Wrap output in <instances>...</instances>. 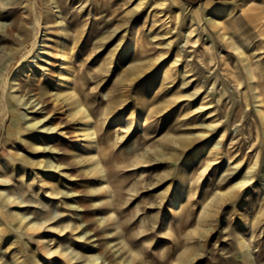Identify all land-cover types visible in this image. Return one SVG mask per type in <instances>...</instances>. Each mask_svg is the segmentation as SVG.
Masks as SVG:
<instances>
[{"label": "rangeland", "instance_id": "374dc122", "mask_svg": "<svg viewBox=\"0 0 264 264\" xmlns=\"http://www.w3.org/2000/svg\"><path fill=\"white\" fill-rule=\"evenodd\" d=\"M49 1L58 27L65 28L63 37L69 35L77 44L66 61L79 57L75 78L83 84L87 95L83 100L90 102L102 127L100 144L109 166L105 182L92 171V162L75 158L79 152L72 144L65 155L74 165H67L55 157L57 141L44 138L41 150L22 141L34 132L61 135L58 143L68 140L60 117L72 119L67 108L54 111L50 104L55 99L47 106L48 96L43 94L48 90L53 97L60 86L58 79L45 77L49 66L44 35H59L57 30L47 31ZM205 1L0 3V158L5 161L0 163L4 179L0 188L6 195L24 199L22 211L28 221L44 222L42 214L51 208L54 219L45 227L62 230L49 238L51 247L75 250L83 256L79 264L91 258H97L95 264H264V122L255 91L248 87L253 82L242 55L231 45L237 44L248 56L264 107V0ZM14 10L21 13L28 29L40 22L37 42L30 40L29 31L9 32ZM19 73V84L11 89L9 84ZM31 87L37 88L36 97ZM14 97L22 100L20 104ZM204 97L210 105H201ZM21 113L27 119L20 133L12 123H18ZM129 119L134 121L131 132L118 133L116 122ZM36 122L40 123L32 129ZM70 126L77 128L76 147L82 149L86 140L81 120L73 119ZM47 128L55 130L46 132ZM223 129L225 141L232 143L226 146L231 160L222 153L204 172L203 161L209 154H203L207 143L202 136H214L216 146ZM256 154L252 183L234 199L228 189L247 176ZM20 170L24 175H19ZM51 175L61 185L60 203L58 197L48 199L47 192L41 194L35 186L24 193L31 178L46 191L41 178ZM173 202H182L177 210L182 218L174 215ZM11 205L3 208L4 213L16 211ZM0 223H5L1 215ZM38 232H31L35 235L30 239L13 230L12 249L0 243V264H15L11 250L16 249L29 264L30 251L38 253L36 239L42 231Z\"/></svg>", "mask_w": 264, "mask_h": 264}, {"label": "bare ground", "instance_id": "6f19581e", "mask_svg": "<svg viewBox=\"0 0 264 264\" xmlns=\"http://www.w3.org/2000/svg\"><path fill=\"white\" fill-rule=\"evenodd\" d=\"M206 1H210V0H206ZM1 2H3V0H0V3ZM52 3H53V1H52ZM52 3L51 2L49 3L47 15H46V17L48 19L46 21V23L49 24L47 31L48 30H51V31L57 30L59 35L57 38L54 37V35L51 33L44 35L45 39L43 41L44 42L43 52L46 51V52H44L45 56L47 58L45 62L49 66L48 68L45 69L46 70V76L45 77H46L47 81H51V79H53V78H55L56 80L58 79L60 86L57 87L59 92H57L55 94V96H53V97H50L52 95L49 93L48 90L44 91L43 94L48 96L46 99L47 106L49 105L50 100L52 98L55 99L56 102L53 101L50 104V106L53 108L54 111L56 109L60 110L63 108H67L66 110L69 112V116L72 119L71 120H69V119L64 120L63 116H60V117H61L62 121H64L63 123L66 125L65 135L67 136L68 140L62 139L58 143V139L60 137H62L61 135L60 136L58 135V136L47 137V135L41 136L38 133L34 132L31 135H28L25 138V140L22 139V141L24 142L25 145H27L28 147H31L34 150H41V146H42L44 138L50 140V142L57 141L56 147L58 148L59 153L56 154L55 157L59 160L64 159L63 161H65V163L67 165H69V164L74 165L71 161L70 155H65V153L71 152V146H69V145L72 144V148L74 149V151L79 152V154L76 155L77 157L75 156V158H81V160H86L87 162L88 161L92 162L91 163L92 164L91 165L92 171L95 174H98V176H100L101 180L103 179L105 182V180H108L109 166H107V162H108L107 153L104 151V149L102 150V147L100 144L101 140L103 139L102 127L99 124V122L95 120V118L93 116L94 112H92V109H91L92 107L90 104H88L90 102L87 103L89 105L88 106L85 103V101L83 100L84 95L87 97L86 94H83L84 88L81 87L83 84H81V82L76 80V78H75V73H76V68H77L76 62L79 59V57L76 55V57L74 59H72V60L70 59V60L66 61L67 59H69L68 56L71 53V51L75 50V47L73 46V45H75V44H73L75 42H73L74 40L72 41L73 38H71L69 35L63 37V32L65 31V28L64 27L63 28L58 27L57 19L55 17V14L52 11V7H51ZM162 4L163 3H161V5ZM25 25H27V24H26L24 18L22 17L21 13L14 10L13 11V17H12V23L9 26V32L12 33L15 29L23 31V32L29 31L30 36H31L30 40H32L33 43L37 42L38 37H39V33H40V22L35 21L33 23V28H31V29H28ZM170 32H171V30H168L166 32V34H169ZM189 35L190 34H188V36H187L188 38L190 37ZM48 36H50V37H48ZM195 42H197V41H195ZM45 43H48V46ZM231 45H232L234 50H236L237 52H239L240 55H242V61L244 62L243 66L245 67V71L247 70L248 79H249V81L253 82V83H250L253 86L251 87L250 85H248V87L250 89L253 88V91H255L256 103L260 104V108L257 111H259L258 113L262 116V120L264 122V107H263V102L261 100L262 94L259 93V91H257L258 87L256 86V82H254L256 79L254 68L252 67V65L250 63L248 56L244 54V52L241 50L240 46H238L235 43H233ZM134 46L135 45H133L132 47H134ZM45 47H48V49H45ZM211 49L209 47H205V50H211ZM176 55H177V57L180 56L179 53H177ZM40 59H41L40 62H44L43 56H40ZM64 61H66V62H64ZM57 67L62 68V70L61 71H59L58 69L55 70V68H57ZM34 74H35V76H38L37 73H34ZM244 74L246 75V73H244ZM165 75L166 74H164V77H165ZM19 77H20V73L15 75L12 78V80L9 84L11 89H15L16 86L19 84L18 83ZM248 79H247V82H248ZM239 81H240V83L243 82L242 77H239ZM197 87H201V86H199V84H197ZM31 90L33 92H35L34 97H36L37 96V88L31 87ZM14 98L17 99L19 104L22 101V100H20V98H17V97H14ZM54 99H52V100H54ZM205 99H206V97H204V100H202L201 105L202 106L210 105V102H205ZM113 103H114V100L111 101L110 105L113 106ZM39 104L40 103H38L37 105H39ZM36 106H34V107H36ZM26 117L27 116H25L23 113H21L20 117H18V120H17L18 123L17 124L15 122H14L15 124L12 123L13 128H15L20 133L25 131V128H23L22 121L26 120L27 119ZM77 117L82 122L83 128L80 131L82 132V135H83L84 139L86 140V141H84V142H86L85 145L83 147H80L82 149H79V147H76V146H78V144H76V143H79V139L76 138V131H77L76 129L77 128H73L72 126H70V123L72 122V120L77 118ZM39 123L40 122H36V123L32 124L31 125L33 127L32 129H34L36 127V125ZM133 124H134L133 119H129V120L125 121L124 123L116 122L115 126L119 127L117 129L119 131L118 133H120V131H121L122 133H125L127 135L128 133L131 132ZM263 125H264V123H263ZM54 130H55V128H47L46 132H49V131L53 132ZM219 136H220V141L216 143L217 144L216 146H214V143L217 141V139L214 136H211V137H208L205 135L202 136V138L205 139V143H207V144H205V147L203 148L204 149L203 154L205 152H207L209 154V156L205 157L204 161H203L204 162L203 164L205 166L204 172H206L209 169V167H211L213 162L218 160V158L220 157V155L222 153H225L227 155L228 161L231 160L232 153H231V151H229V148H227L226 146L227 145L231 146L232 143H228V141H225L226 136H227V130L226 129L221 130L219 132ZM118 138L121 139V138H123V136L118 137ZM218 145H221V146H218ZM213 147L215 148V151H214ZM223 147H224V150H223ZM213 152L216 155L214 157H211L210 155L213 154ZM258 155L256 157V162L254 161V163H249L248 168H247L248 170L246 172L247 176L244 177L242 180L237 181L233 186L229 187V189H228L229 195H232L234 199L240 195L239 193L241 192L242 188H246L248 185H250L249 183H252L250 181L253 179V174H254L253 172H254L255 166L257 165V162H258ZM200 157L201 156H199V155L196 156L197 159L198 158L200 159ZM22 160L24 162L29 163L28 160H26V159H22ZM75 160L77 161V159H75ZM242 161H240L237 164L238 165L237 169H239V167L242 165ZM2 162H5V161L0 158V163H2ZM31 164H33V163H31ZM20 166H21V164H20ZM7 168L10 169L9 165H7ZM52 168H53V170L56 169V167L53 165L51 166V169ZM54 173H56V172H54ZM19 175H24L23 170H20ZM24 178H23V180H24ZM35 179L36 178H31L30 184L28 181H26L27 189H25L26 191H24L25 194L28 192L30 193V191H29L30 186H35V188L41 194H43L44 192H47V195L45 197L48 199H51L53 196L58 197L60 194H62V192L60 190L61 185L59 184V180L57 178H55L54 175L42 176V178H41L42 184L41 185H44L46 187V191H43V189H41V187H39L37 184H35L36 183ZM38 180L40 181V179H38ZM3 182H4V179H2L0 177V187L2 186ZM24 182H25V180H24ZM102 183H103V181H102ZM38 184H39V182H38ZM26 186H25V188H26ZM32 193H34V192H31V194ZM20 196H21V194H20ZM58 202L60 203L59 197H58ZM23 203H25L24 199H20L19 196L18 197H11L10 195H6L5 191L1 190V188H0V215L4 218V222H5L4 224L0 223V226H3V227H0V243L3 244L8 250H10V249H12V247L15 244V243H13L12 238H11V233L13 232V230L16 231L17 236L20 237V236L27 234V235H29L30 239L33 237V235L37 234L38 231L39 232L42 231L39 234L38 238L36 239V242H38L37 243L38 244L37 245L38 246L37 247L38 253L36 251H34L35 249L30 251V253H29V264H46V262H47V264H79V260L82 259L83 256L76 254L75 250L68 252V251H64V250L62 251V249L59 250L57 248L54 249L53 247H51V242L53 239L49 240V238L54 237L56 235V233H59L62 231L61 229H59L60 227L56 228L52 225L45 227L46 222L48 223L52 219H54L53 211L51 210V208H48L42 214L43 219H45L44 222H33V221L26 220L27 219L25 216L26 214H23V211H22V204ZM83 203H84V205H86L84 207V209H87V207H89L87 201H83ZM10 204H12L16 207V211H13L11 213H4L3 208L8 207ZM182 205H183L182 202H173L172 211H175L174 215L176 217L178 215H180L181 212L178 213L177 210H179V208H181ZM208 206H210V204H208L206 207H208ZM205 213L206 212L202 213L201 218H204ZM171 218H173V217H171ZM181 218H182V216H181ZM58 223H60V222H58ZM31 232H35V234H31ZM19 251H21V250H18V249L11 250L13 262L15 264H28L23 259H21V256L19 255L21 252L19 253ZM57 255L60 257L54 261H51V257L57 256ZM96 259L97 258H95V259L91 258L88 261L86 260V262H87L86 264H95ZM45 260H46V262H45Z\"/></svg>", "mask_w": 264, "mask_h": 264}]
</instances>
